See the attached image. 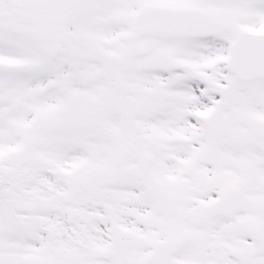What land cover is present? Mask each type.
Instances as JSON below:
<instances>
[{
	"label": "snow or ice",
	"instance_id": "obj_1",
	"mask_svg": "<svg viewBox=\"0 0 264 264\" xmlns=\"http://www.w3.org/2000/svg\"><path fill=\"white\" fill-rule=\"evenodd\" d=\"M0 264H264V0H0Z\"/></svg>",
	"mask_w": 264,
	"mask_h": 264
}]
</instances>
